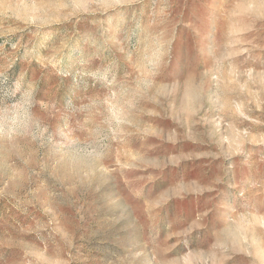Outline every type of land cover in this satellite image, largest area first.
<instances>
[{
  "label": "rangeland",
  "instance_id": "374dc122",
  "mask_svg": "<svg viewBox=\"0 0 264 264\" xmlns=\"http://www.w3.org/2000/svg\"><path fill=\"white\" fill-rule=\"evenodd\" d=\"M0 264H264V0H0Z\"/></svg>",
  "mask_w": 264,
  "mask_h": 264
}]
</instances>
